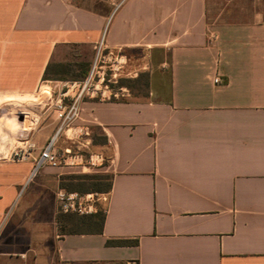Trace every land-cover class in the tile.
<instances>
[{
	"label": "crops",
	"instance_id": "1",
	"mask_svg": "<svg viewBox=\"0 0 264 264\" xmlns=\"http://www.w3.org/2000/svg\"><path fill=\"white\" fill-rule=\"evenodd\" d=\"M100 44L118 86L57 135L50 105L28 157L0 160V264H264V0H0V97L72 103ZM55 135L102 166L27 183ZM85 175L108 178L101 217L58 215Z\"/></svg>",
	"mask_w": 264,
	"mask_h": 264
},
{
	"label": "built area",
	"instance_id": "2",
	"mask_svg": "<svg viewBox=\"0 0 264 264\" xmlns=\"http://www.w3.org/2000/svg\"><path fill=\"white\" fill-rule=\"evenodd\" d=\"M100 46L101 44L98 47L94 63L87 78L80 85L78 98L68 105L63 103L61 97L53 102L52 108L57 114V118L60 120V125L56 135L61 132L65 126L77 120L79 116L78 99H80L83 94L98 93L99 98H104V94L109 92V87L111 88V86L113 87L116 85L114 73L121 72L125 62L121 61L120 58L114 57L112 54L108 55L109 59L102 57L100 54ZM101 67L103 68L101 69ZM107 72L111 73V75L107 76ZM214 83L220 84V80L216 78ZM115 96L116 93L111 95V97ZM56 135L47 142L45 147L40 152V155L35 161L34 167L28 177L27 183H29L36 176L38 170L44 166H48L50 168H60L70 166L72 164L76 167L82 168H96L98 166H102L104 161L101 156L89 155L87 158H83L82 155L77 154L71 157V152L68 150L59 155L54 149ZM27 157V153L20 149L19 152L13 153L10 159L12 161L15 160L20 162L25 160ZM69 159L71 161L70 163H68ZM55 198L58 215L86 216L95 214L98 211L99 204H106L108 202L107 194L97 192L78 194L58 190L55 194Z\"/></svg>",
	"mask_w": 264,
	"mask_h": 264
},
{
	"label": "rangeland",
	"instance_id": "3",
	"mask_svg": "<svg viewBox=\"0 0 264 264\" xmlns=\"http://www.w3.org/2000/svg\"><path fill=\"white\" fill-rule=\"evenodd\" d=\"M114 74L115 80H118L119 72ZM109 75L111 73L107 72V76ZM130 85L132 87L133 84ZM18 100L27 101L20 104ZM50 105H53L52 89L47 84H40L36 91L28 96L0 97V160H11V155L20 149L27 153L32 144L31 138L38 131L42 120H45V112ZM74 184L78 194H84L80 192L86 190H92L89 193L95 192V183L85 182L80 185L78 182L68 185ZM106 185L107 181L103 180L100 187L104 188Z\"/></svg>",
	"mask_w": 264,
	"mask_h": 264
},
{
	"label": "trees",
	"instance_id": "4",
	"mask_svg": "<svg viewBox=\"0 0 264 264\" xmlns=\"http://www.w3.org/2000/svg\"><path fill=\"white\" fill-rule=\"evenodd\" d=\"M122 84L126 85L129 88H132L130 84H133L131 81H126L123 82ZM145 83L142 82L141 86H144ZM133 86V85H132ZM74 182L72 183H81L80 185H83L85 182H90V183H95L94 188H95V192H101V191H105L108 189L109 187V182H108V178L106 176H101V175H85V176H78L76 178H74ZM103 180L107 181V185L102 188L100 187L101 183ZM97 186V187H96ZM74 187V189L76 188V184H74L73 186H70V188H68V190H71ZM100 187V188H99ZM92 190H86V191H81L80 193H89ZM92 215H96V216H100L101 217V213L99 211L96 212V214H92Z\"/></svg>",
	"mask_w": 264,
	"mask_h": 264
},
{
	"label": "bare ground",
	"instance_id": "5",
	"mask_svg": "<svg viewBox=\"0 0 264 264\" xmlns=\"http://www.w3.org/2000/svg\"><path fill=\"white\" fill-rule=\"evenodd\" d=\"M18 101H19L20 104H22V102L27 101V100H23V101L22 100H18ZM20 104H18V105H20Z\"/></svg>",
	"mask_w": 264,
	"mask_h": 264
}]
</instances>
